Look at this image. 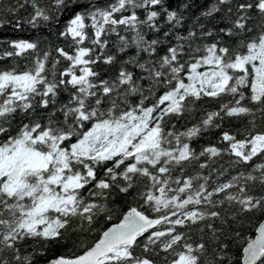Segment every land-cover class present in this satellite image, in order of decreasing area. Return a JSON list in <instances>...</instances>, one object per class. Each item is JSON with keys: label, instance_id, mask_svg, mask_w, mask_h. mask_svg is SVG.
<instances>
[{"label": "snow or ice", "instance_id": "snow-or-ice-1", "mask_svg": "<svg viewBox=\"0 0 264 264\" xmlns=\"http://www.w3.org/2000/svg\"><path fill=\"white\" fill-rule=\"evenodd\" d=\"M228 3L216 0L202 15L213 16ZM26 4L32 12L23 22L34 29L58 24L59 15L72 13L59 33L71 40L67 46L71 51L41 49L37 37L10 40L12 50L3 53V57L24 56L30 65L23 70L0 69V264H34L37 256L45 255L48 241L63 237L73 218L85 231L103 214L112 220L109 201L114 191L128 193L139 177L148 181L145 191L138 193L143 201L139 208L130 207L91 245L82 244L78 254L54 256L47 264H155L152 255L157 248L171 252L170 264H200L205 244L186 242V234L176 226L195 225L220 213L195 206L214 208L228 201L246 212L264 208V196L248 194L250 181L264 185V163L253 168L259 176L240 174L211 191L207 177L194 185L201 177H185L183 167L222 152L243 163L264 158V131L246 130L243 139L224 131L221 140L228 143L226 149L209 146L197 153L190 146L202 131L220 128L216 121L253 114L249 103L261 105L264 113V29L232 46L222 39L203 42L215 35L204 25L199 26V36L195 30L187 35L177 32L184 18L178 10H170L166 0H111L105 6L100 0H52L51 6H41L40 0H17L8 11L18 12ZM253 8L264 15V0L237 3V18L219 31L229 37L251 32L247 23ZM161 16L170 28L163 40H149L144 29L158 33ZM3 23L0 20V26ZM20 24L18 19L16 27ZM113 34L119 41L118 53L135 47L136 55L120 62L114 77L101 79L95 66L116 63V56L105 51ZM161 45H165L162 54ZM61 60L67 62L62 70ZM158 89L162 94L146 103ZM61 92H67L66 102L58 101ZM222 96L231 99L218 110L206 111L192 127L183 132L165 130V117L180 118L193 111L197 101ZM50 106L53 111L37 116V108ZM20 115L28 122L21 119L14 124ZM177 166L181 175L173 178ZM220 193H225L224 199L214 201ZM145 206L160 215L146 214ZM161 225L169 227L161 230ZM256 231L258 235L243 249L244 264H264V222ZM27 240L44 243L28 245L32 248L28 251L22 247ZM181 241L183 250L176 251Z\"/></svg>", "mask_w": 264, "mask_h": 264}, {"label": "trees", "instance_id": "trees-1", "mask_svg": "<svg viewBox=\"0 0 264 264\" xmlns=\"http://www.w3.org/2000/svg\"><path fill=\"white\" fill-rule=\"evenodd\" d=\"M17 0H0V20L4 23L0 26V57H3L5 51H11L12 48L8 41L16 39H41L40 47L45 49L51 46L52 49L56 47H65L66 51H71L67 46L71 43L70 39H66L59 35L63 30L64 24L71 12H64L59 15V23H49L46 27L41 26L39 28H32L31 25L23 22L29 14L32 12L30 5H25L24 8L18 12H9L8 9L16 4ZM111 0H100V6H105L110 3ZM243 0H229V3L221 6V10L215 13L213 16H203L202 13L208 10L216 0H166V6L170 10L176 9L183 16V22L176 28V31L187 35L189 30H195L199 36V26L204 25L205 30H212L214 36L203 42L211 43L213 40L222 39L225 44L236 46L240 41H246L250 38L256 37L262 29H264V15L260 14L257 9L253 8L248 12L250 19L247 23V28H251V32H244L238 36L229 37L219 30L221 28L231 27L232 22L237 18L236 5ZM254 2V0H252ZM41 6H51L52 0H40ZM187 4L188 7H183ZM231 7L232 12L229 13L227 9ZM127 14V13H126ZM138 15L143 19V11H139ZM21 21L20 27H16V21ZM159 23L163 25L158 33L147 32V38L149 40L159 38L164 39V32L168 31L170 25L164 22V17L159 18ZM122 35L131 36V32H123ZM109 44L105 50L106 54L116 56V63L112 65H106L103 62L98 63L95 66V70L100 73L101 79H107L114 77L119 67L120 62L127 60L130 56L136 55L135 47H131L125 53H118V38L116 35L108 37ZM171 39V38H169ZM200 42V41H197ZM167 43V41H166ZM87 45V41L85 42ZM99 51V50H97ZM165 51V45H161L159 52L162 54ZM53 55L55 52L53 51ZM142 59H146V54H141ZM30 65V59H26L24 56L19 57H3L0 58V69H6L11 66H15L18 70H23L25 66ZM67 67V62L61 60V64L58 65V69L62 70ZM129 70H134L139 74V69H133L129 66ZM144 87H148L147 83H144ZM163 89H158L155 96H153L146 103L153 102L156 97L161 95ZM247 94V90H245ZM68 98L67 92H61L58 101L66 102ZM230 96H222L218 99L203 98L197 101L193 111L186 112L182 117L177 118L175 116L165 117V130H175L177 132H183L187 128L192 127L193 124H197L204 116L206 111L218 110L221 103H225L230 100ZM59 104H57V107ZM248 107L253 109V114L239 117H226L220 123V128L211 127L207 131H202L200 135L194 137L190 141V146L199 153L203 148L209 146H216L217 148L226 149L228 143L221 140L222 133L228 131L230 134L236 135L237 139H243L246 135V130L252 131H264V113L259 109L261 105L255 103L247 104ZM53 111L50 106L47 110H41L37 108V116L44 115L46 112ZM59 115V113H57ZM24 119L27 123V119L22 115L17 116L14 124ZM254 122V123H253ZM173 126L175 128L173 129ZM264 163V158L254 157L252 161L247 163L237 162V158L234 154L228 152H222L219 156H203L198 160L185 163L184 176H199L200 180L195 181V184L204 183V177H207L208 190L211 191L216 185L228 182L234 176L243 174L247 176L249 173L259 176V171L253 172L255 165ZM204 164L205 167L201 168L200 165ZM102 175V172L100 173ZM180 166H177L172 172L173 178L180 176ZM243 181H241L242 183ZM148 183L147 178L139 177L136 179L134 187L129 190L128 193H120L114 191L112 198L109 201V208L112 209V220H107L105 217L107 214H103L96 218L92 224L91 229L85 231L79 226L78 218H73L67 231L63 237L58 241H48L47 251L43 256H37L34 264H47V260L58 255H69L71 253H79L82 244L91 245L111 223L118 221L122 215L130 207H140L143 203L140 200L138 193L145 191V185ZM176 187V185H172ZM248 194L261 197L264 196V185H261L259 181L248 183ZM230 192H236L237 189H230ZM86 194V193H85ZM158 194V193H156ZM171 195V193L169 194ZM225 193L214 195L213 200L219 201L224 199ZM201 210H212L220 213L218 218H208L205 221L198 222L191 226H176L177 231L184 232L186 234L185 241L195 246L198 243H204L205 249L201 254L200 264H242L243 248L247 244L246 241L251 240L258 227V224L264 219V208L246 212L241 209V206L235 202L225 201L222 205L217 204L216 207L210 208L207 205L195 206ZM193 206H189L192 209ZM145 212L150 213V210L145 206ZM152 216L160 215L158 213H150ZM162 214V213H161ZM170 215V213H169ZM211 224L212 228H208L207 225ZM85 229L88 228L85 223ZM161 230H164L169 225L158 226ZM239 233V235H237ZM185 241H181L180 245L175 246L176 251H182V245ZM44 242H37L33 240L25 241L22 247H27L28 251H32L28 245H34L42 247ZM227 245V247H223ZM171 252H165L162 248H157L155 254L152 255L155 264H170L173 259ZM257 264H261L257 261Z\"/></svg>", "mask_w": 264, "mask_h": 264}, {"label": "water", "instance_id": "water-1", "mask_svg": "<svg viewBox=\"0 0 264 264\" xmlns=\"http://www.w3.org/2000/svg\"><path fill=\"white\" fill-rule=\"evenodd\" d=\"M134 207H136V206H134ZM126 212H127V210L125 211V213H126ZM125 213H124V214H125ZM145 213H146V212H145ZM146 214H147V213H146ZM122 216H123V215H122ZM121 218H122V217H121ZM121 218H120V219H121ZM120 219H119V220H120ZM119 220H118V221H115V222H113V223H118ZM261 222H264V219H263ZM113 223H111L108 227H110ZM256 235H258V232H257V231H256V233H255V235H254V237H253L252 239H254ZM245 247H247V244L244 246V248H245ZM244 248H243V249H244ZM242 264H244V253H243V257H242Z\"/></svg>", "mask_w": 264, "mask_h": 264}]
</instances>
